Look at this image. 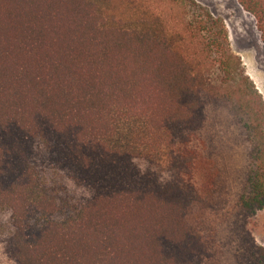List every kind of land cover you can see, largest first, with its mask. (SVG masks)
Segmentation results:
<instances>
[{
	"label": "trees",
	"instance_id": "trees-1",
	"mask_svg": "<svg viewBox=\"0 0 264 264\" xmlns=\"http://www.w3.org/2000/svg\"><path fill=\"white\" fill-rule=\"evenodd\" d=\"M239 65L195 0H0V264H264Z\"/></svg>",
	"mask_w": 264,
	"mask_h": 264
},
{
	"label": "rangeland",
	"instance_id": "rangeland-1",
	"mask_svg": "<svg viewBox=\"0 0 264 264\" xmlns=\"http://www.w3.org/2000/svg\"><path fill=\"white\" fill-rule=\"evenodd\" d=\"M206 7L214 17L221 18L226 25L230 48L239 57L238 78L247 86L253 85L264 101V42L253 14L244 10L239 0H195ZM193 147L201 148L194 140ZM230 162L239 161V149L231 151ZM257 242L264 247V209L259 211L250 223Z\"/></svg>",
	"mask_w": 264,
	"mask_h": 264
}]
</instances>
